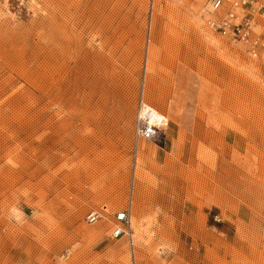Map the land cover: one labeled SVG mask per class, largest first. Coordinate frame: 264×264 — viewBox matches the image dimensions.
Listing matches in <instances>:
<instances>
[{"label": "rangeland", "instance_id": "1", "mask_svg": "<svg viewBox=\"0 0 264 264\" xmlns=\"http://www.w3.org/2000/svg\"><path fill=\"white\" fill-rule=\"evenodd\" d=\"M205 3L0 0V264H264V50Z\"/></svg>", "mask_w": 264, "mask_h": 264}, {"label": "built area", "instance_id": "2", "mask_svg": "<svg viewBox=\"0 0 264 264\" xmlns=\"http://www.w3.org/2000/svg\"><path fill=\"white\" fill-rule=\"evenodd\" d=\"M202 12L210 29L240 43L249 55L258 56L264 50V0H206ZM165 125V116L145 100L142 89L136 101L133 123L135 147L140 140H150ZM102 218L111 224V237L122 236L130 230V208L109 212L104 205L85 214L89 223ZM130 264H136L133 254Z\"/></svg>", "mask_w": 264, "mask_h": 264}, {"label": "bare ground", "instance_id": "3", "mask_svg": "<svg viewBox=\"0 0 264 264\" xmlns=\"http://www.w3.org/2000/svg\"><path fill=\"white\" fill-rule=\"evenodd\" d=\"M136 261V260H135Z\"/></svg>", "mask_w": 264, "mask_h": 264}]
</instances>
